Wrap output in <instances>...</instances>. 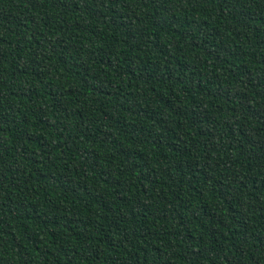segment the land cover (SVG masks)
<instances>
[{"label":"trees","instance_id":"1","mask_svg":"<svg viewBox=\"0 0 264 264\" xmlns=\"http://www.w3.org/2000/svg\"><path fill=\"white\" fill-rule=\"evenodd\" d=\"M0 264H264V0H0Z\"/></svg>","mask_w":264,"mask_h":264}]
</instances>
